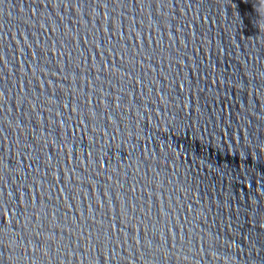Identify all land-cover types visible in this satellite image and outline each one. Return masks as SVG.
I'll return each mask as SVG.
<instances>
[{"label": "water", "instance_id": "95a60500", "mask_svg": "<svg viewBox=\"0 0 264 264\" xmlns=\"http://www.w3.org/2000/svg\"><path fill=\"white\" fill-rule=\"evenodd\" d=\"M0 264H264V138L130 0H0Z\"/></svg>", "mask_w": 264, "mask_h": 264}]
</instances>
